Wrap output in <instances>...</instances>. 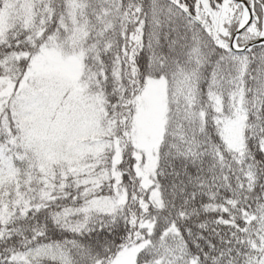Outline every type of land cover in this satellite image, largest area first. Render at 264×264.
Segmentation results:
<instances>
[{
	"label": "snow or ice",
	"instance_id": "snow-or-ice-1",
	"mask_svg": "<svg viewBox=\"0 0 264 264\" xmlns=\"http://www.w3.org/2000/svg\"><path fill=\"white\" fill-rule=\"evenodd\" d=\"M0 264H264V0H0Z\"/></svg>",
	"mask_w": 264,
	"mask_h": 264
}]
</instances>
